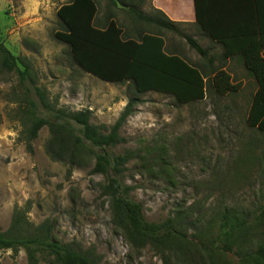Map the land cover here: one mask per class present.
<instances>
[{
	"label": "rangeland",
	"instance_id": "obj_1",
	"mask_svg": "<svg viewBox=\"0 0 264 264\" xmlns=\"http://www.w3.org/2000/svg\"><path fill=\"white\" fill-rule=\"evenodd\" d=\"M71 1L0 0V41L24 59L29 82L43 90L51 104L72 112L90 110L91 123L105 133H110L129 101L139 98L120 131L126 143L110 151L135 157L124 174V182L136 188L131 199L143 206L149 223L174 219L177 229L195 244L194 252H201L206 261L205 251L211 247L215 264H239L238 255L256 250L259 242H239L232 252H223L218 235L224 212L231 211L250 225L264 210V133L247 122L259 91L257 80L239 58L224 60L222 46L195 26L179 29L196 39L207 57L178 34L137 21L112 0H95L101 23L113 17L124 36L133 40L145 33L159 34L167 53L177 54L206 76L222 68L237 89L222 97L209 88L202 102L179 104L171 95H138L127 82L103 81L79 68L69 46L56 38L64 31L58 10ZM137 9L158 16L152 0H139ZM2 77L1 233L7 232L14 211L20 209L35 226L53 225L56 241L94 251L98 264H194L183 254L181 243H173L165 257L150 246L140 250L130 246L114 222L110 198L103 194L105 178L92 173L94 157L83 154L72 167L52 159L47 127L33 142V154L28 152L26 127L15 112L19 107L8 97L13 89L20 92L19 76L13 72ZM40 259V264H48V256ZM0 264H28L27 254L23 249L2 250Z\"/></svg>",
	"mask_w": 264,
	"mask_h": 264
},
{
	"label": "trees",
	"instance_id": "obj_2",
	"mask_svg": "<svg viewBox=\"0 0 264 264\" xmlns=\"http://www.w3.org/2000/svg\"><path fill=\"white\" fill-rule=\"evenodd\" d=\"M138 2L112 0L114 6L120 5L137 21L176 33L201 57L208 56V51L196 39L182 33L181 24L170 21L158 10L156 17L146 15L137 9ZM194 2L199 31L212 43L222 46L224 60L239 58L257 80L259 91L247 122L264 133V0ZM57 14L64 31L58 32L56 38L69 46L79 68L103 81L127 82L138 95L148 92L171 95L179 104L202 102L209 88L222 97L237 89L231 75L222 68L206 76L177 54L167 53L166 42L159 34L145 33L133 40L131 35L124 36L113 17L108 16L101 23L95 0H72ZM13 72L19 76L20 92L13 89L8 97L19 107L15 112L26 127L23 134L28 152L33 154V142L47 127L50 131L47 150L52 159L72 167L74 160L81 159L83 154L94 157L92 173L105 178L103 194L111 200L114 222L133 249L150 246L165 257L172 244L177 242L183 245V254L191 263L215 264L216 251L211 247L205 251L206 261L201 252H194L195 244L189 242L184 231L177 229L174 219L160 224L149 223L144 217L143 206L131 199L136 188L124 182V174L135 157L130 152L114 155L110 151L126 143L120 131L141 102L139 98L129 101L110 133H105L102 127L91 123L90 110L72 112L51 104L44 91L29 82L30 71L24 59L13 55L0 41V76L3 78ZM263 217L264 210L249 225L233 212H224L218 235L223 246L221 251L232 252L239 242L252 241L254 244L258 241L256 250L238 255L239 264H264ZM21 249L27 254L28 264H40L41 255L49 257L48 264H98L94 251H83L56 241L53 225L46 222L35 226L28 221L24 211L16 209L10 228L5 233L0 232V251L18 253Z\"/></svg>",
	"mask_w": 264,
	"mask_h": 264
},
{
	"label": "crops",
	"instance_id": "obj_3",
	"mask_svg": "<svg viewBox=\"0 0 264 264\" xmlns=\"http://www.w3.org/2000/svg\"><path fill=\"white\" fill-rule=\"evenodd\" d=\"M152 4L156 10L163 12L170 21L197 27L194 0H152ZM175 5H178V9L174 11ZM230 60L227 61L230 62Z\"/></svg>",
	"mask_w": 264,
	"mask_h": 264
}]
</instances>
